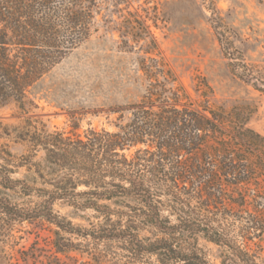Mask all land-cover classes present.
I'll return each instance as SVG.
<instances>
[{
    "label": "trees",
    "instance_id": "1",
    "mask_svg": "<svg viewBox=\"0 0 264 264\" xmlns=\"http://www.w3.org/2000/svg\"><path fill=\"white\" fill-rule=\"evenodd\" d=\"M122 1L106 21L118 12L120 48L140 55L143 97L111 107L119 114L115 131L91 129L84 139L33 127L23 138L32 151L43 149L53 179L43 171L13 178L0 153V219H44L79 237L121 241L123 264L148 256L159 264H212L199 237L223 248L221 264H264L251 246L264 235V136L247 119L226 120L209 100L194 99L149 15L142 19ZM100 14L99 0H0V105L27 112L30 88L99 30ZM131 39L144 42L137 48ZM57 203L93 210L103 221L84 228L62 217Z\"/></svg>",
    "mask_w": 264,
    "mask_h": 264
},
{
    "label": "rangeland",
    "instance_id": "2",
    "mask_svg": "<svg viewBox=\"0 0 264 264\" xmlns=\"http://www.w3.org/2000/svg\"><path fill=\"white\" fill-rule=\"evenodd\" d=\"M99 1V30L30 88L33 103L28 111L22 112L14 102L0 105V153L14 171L13 178L43 171L46 180L53 179L43 149L32 151L23 138L33 127L84 139L91 129L115 131L119 114L111 107L138 102L144 95L147 83L140 55L120 48L115 28L122 19L114 12V21H106L120 0ZM127 4L143 14L142 19L149 15L147 23L160 48L194 99L201 104L209 100L226 120L247 119V125L264 136V0H125L118 6ZM143 42L130 43L139 48ZM251 75L263 84L256 86ZM204 82L209 87L201 86ZM55 209L84 228L103 221L93 210L61 203ZM255 241L252 248L264 258V235ZM198 245L212 264H221V246L203 237ZM124 247L118 240L97 241L64 232L44 219L10 225L0 219V264H123L129 261ZM139 263L159 264L155 256Z\"/></svg>",
    "mask_w": 264,
    "mask_h": 264
}]
</instances>
